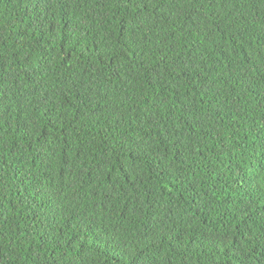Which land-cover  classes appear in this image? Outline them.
<instances>
[{
    "label": "trees",
    "instance_id": "16d2710c",
    "mask_svg": "<svg viewBox=\"0 0 264 264\" xmlns=\"http://www.w3.org/2000/svg\"><path fill=\"white\" fill-rule=\"evenodd\" d=\"M133 258L264 264V0H0V264Z\"/></svg>",
    "mask_w": 264,
    "mask_h": 264
},
{
    "label": "snow or ice",
    "instance_id": "6c2138e0",
    "mask_svg": "<svg viewBox=\"0 0 264 264\" xmlns=\"http://www.w3.org/2000/svg\"><path fill=\"white\" fill-rule=\"evenodd\" d=\"M227 239V237H226ZM126 246L124 245L123 241L120 240L117 237L111 238V251L115 253L116 257L119 258L121 256V253L124 251ZM117 264H119V259L117 260ZM132 264H138V261L136 258H133Z\"/></svg>",
    "mask_w": 264,
    "mask_h": 264
}]
</instances>
